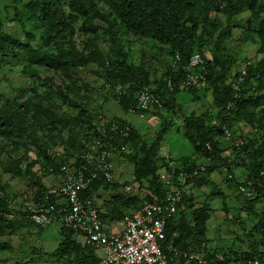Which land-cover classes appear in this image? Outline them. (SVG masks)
<instances>
[{
	"label": "trees",
	"instance_id": "1",
	"mask_svg": "<svg viewBox=\"0 0 264 264\" xmlns=\"http://www.w3.org/2000/svg\"><path fill=\"white\" fill-rule=\"evenodd\" d=\"M12 2L13 14L17 22L16 30L12 33L10 32L12 28L7 27L2 19L0 7V71L7 58L13 60L22 58L29 65L22 71L23 74L35 73L32 68L42 66L51 69L53 73L70 72L71 74L76 68L95 65L100 71L106 72L105 81L98 88L102 100H113L127 112L134 108L135 96L142 87H148L152 93L159 96L164 109L172 114L181 110L176 103V97L181 91L189 93L195 99L193 101H196L197 97L195 88H182L181 81L185 72L181 69L177 73H172L168 65V69L166 68L159 79L151 81L145 66L136 67L130 64L128 52L120 41V34L123 33V37L132 34L141 39L155 41L156 49L168 54L169 58L179 55L180 66L186 65L195 53L204 57L203 74L207 88L213 91V102L217 113L214 117H209V120L202 115L185 116L182 134L199 157L192 162L182 159V164L175 169L176 172L190 171L196 162L201 161V158L210 160L214 164H211L206 174L193 185L199 188L203 185L213 187L204 176L212 173L213 170L224 169L228 177L225 181L228 184L237 188L243 187L256 194L254 199L245 201L247 213L256 221L247 233L251 242L249 250L239 252V255L234 254L232 258L236 259L237 264H244L246 260L253 259H258L260 264H264V208L255 209L257 203L264 201V58L257 63L244 62L237 66L238 71L233 75L231 83H227L231 67L225 66L222 58L226 55V42L234 37L235 30H243L255 35V39L252 36V40L259 41L258 52L264 55V0H29L24 4L22 0H12ZM20 6L21 11L18 9ZM22 12L27 21L33 23L35 28H40L38 40L42 44L41 47L34 48L31 45L37 40L33 34L26 32L21 19ZM244 15L246 19H243ZM17 31L19 34L24 33V40L19 38ZM99 33L108 36V41L112 44L111 51H103L98 43ZM207 47L212 50L211 59L204 54ZM226 56L229 60L230 57ZM218 67L221 71H218ZM242 71L245 75L241 74ZM91 91V88L86 87V92ZM192 91L194 92L191 93ZM260 91H263L261 96L257 95ZM58 93L57 89L55 96L63 100V94ZM247 93L255 95L252 97ZM2 99L0 95V101ZM70 104L73 103L70 101ZM28 105V103L15 104L11 109H7V105L0 106V135L22 130L21 123L15 122L14 117L19 109ZM251 105L255 106V110L250 109L251 112H248L247 117L252 128L259 133L255 141L261 140L256 147L248 135H239L233 129L236 122L235 112L239 110L245 115ZM73 106L78 112L75 119L78 131L72 129L74 135L71 139L72 145L64 149V155L79 156L85 149V138L89 134L99 135L100 130L112 133V124L124 130L128 129V138L123 141V145L131 144L130 147H133L135 152L130 155L127 151L122 156L133 165L134 179L140 183L139 185L145 183L148 186L147 190L160 199L166 195V191L162 190L158 182V173L168 170L169 162L160 157L159 149L172 123L166 118L159 117L160 124L155 137L153 136L151 141L143 142L140 140V134L124 124L123 120L114 116L106 118L100 115L103 120L99 122V115L89 113L84 104L77 103ZM67 125L62 123L63 129H66ZM225 130L231 133L233 139L239 138L243 141L237 147L231 148L232 158L223 157L226 149L222 147L221 142H225L223 139ZM112 137L118 140L119 135ZM115 140L113 144L117 145ZM38 150L46 164L45 170L57 166L46 149L41 151L39 147ZM230 159L233 167L228 163ZM239 168L244 171L240 181L235 175V169ZM100 185H106L104 189L109 190L107 186L109 184L103 181H97L92 189L96 191ZM110 187L117 194L113 199V209L110 213L112 220L120 221L122 213L141 205H136L139 199L137 195L123 198L121 192L123 185L114 183ZM44 188L40 192L44 191ZM40 192L36 196H39ZM216 194L221 195L220 192ZM187 198L189 197L184 195L182 203L186 202ZM148 199V197L144 198L146 201ZM193 200H187L188 207L192 206ZM10 213L7 205L0 200V226L8 229L15 227V223L11 222L14 219L7 217ZM178 214L173 222L167 224L166 244H172L181 254L191 255L192 258L187 260L181 256L170 261L169 264H211L207 261V256L205 257L204 241L201 239L205 234V222L209 214L204 210H195L196 231L187 232L185 235L179 233L185 231L186 226L180 217L182 214L179 212ZM60 229L63 231H60L63 241H60L55 253L59 254L64 264H74L75 261L76 264H96L97 258L92 247L81 248L73 239L71 230L64 226H60ZM253 230L256 231L258 238L255 235L253 237ZM191 238H194V241ZM197 238L199 241H196ZM74 254L78 255L77 259L69 261L68 256Z\"/></svg>",
	"mask_w": 264,
	"mask_h": 264
},
{
	"label": "rangeland",
	"instance_id": "2",
	"mask_svg": "<svg viewBox=\"0 0 264 264\" xmlns=\"http://www.w3.org/2000/svg\"><path fill=\"white\" fill-rule=\"evenodd\" d=\"M28 1L22 0V3ZM11 4L12 0H0L2 19L7 27L12 28L10 31L12 33L13 30H16L17 22ZM18 9L21 11V6ZM243 17L246 19L245 15ZM21 19L26 32L33 34L37 40L31 45L34 48L41 47L42 44L38 40L40 28H35L33 23L27 21L23 12ZM115 33L116 31H114ZM98 35V43L103 51H111L112 44L108 41V36L104 33ZM120 35V41L128 52L129 63L136 67L145 66L151 81L152 79H159L166 68L168 69L171 58L165 52L162 53L156 49L155 41L141 39V37L132 34L125 37H123V33ZM18 36L24 40V33H18ZM252 36L255 39V35L250 32L235 30L234 37L226 42V55L230 58L228 60L226 55L222 58L225 66L231 67L230 76H227V83L233 81V75L238 71L237 66L244 64V62L257 63L264 58V55L258 52L259 41L252 40ZM204 54L208 59H211L212 50L210 47L206 48ZM28 67L29 65L22 58L14 60L7 58L0 71V95L3 97L0 106L7 105V109H11L14 108L15 104H29L19 109L14 117L15 122L21 123L22 130L0 135V200L7 205L8 213L11 212L15 216L14 220L11 221L15 223L14 228L8 229L5 226H0V264H64L59 254L55 253L60 241H63V237L60 235L63 231L60 226L53 224L38 229L26 222L22 211L42 188L55 182L54 177L46 175V164L38 148L40 147L41 151L48 148L64 150L67 146L72 145L71 139L74 135L71 131L74 128L78 131V125L75 121L78 112L73 104H84L89 113L99 115V122L103 120L100 115L106 118L113 116L124 118L130 127L138 131L140 140L143 142L151 141V138L155 137L160 124L159 117L166 118L169 123H172V127L164 136L159 155L163 157L169 154L176 162L191 156L193 153L192 145L182 134L185 116L202 115L209 120V117L216 115L217 109L213 102V91L207 88L206 82H203L194 90L198 101H193L195 99L185 91H181L177 95L176 101L181 107V111L177 112L181 117L165 110L163 104L161 114L157 115V118H153L156 126L152 127L147 124L149 116L140 118L125 113L113 100H102L98 88L104 83V73L106 74V72L100 71L95 65L76 68L72 70L71 74L70 72L67 74L53 73L51 69L44 66L32 68L35 73L23 74L22 71ZM218 71H221V68L218 67ZM86 87L91 88L92 91L86 92ZM57 89L59 93L63 94V100H59L55 96ZM262 94L263 91H260L257 95L261 96ZM247 95L253 97L255 94L247 93ZM70 101L73 104H70ZM254 108L255 106L251 105L245 115L244 112L236 111L234 114L236 122L233 129L239 135H248L256 147L261 141L259 139V141H255L259 133L252 128L247 117L249 116L247 115L248 112H251L250 109L255 110ZM62 123L68 124L66 129H63ZM150 123L154 122L150 120ZM4 126L2 128L5 132ZM221 145L228 154L232 152L231 144L221 142ZM130 146L131 144L126 143L124 147L126 150L129 148L130 155H133L135 150ZM167 161L169 162L168 159ZM124 162L128 164L126 173L127 170L130 173L133 169L132 164L126 160ZM175 165L178 166V164ZM175 165L174 167H176ZM123 168L125 169L126 165ZM221 171V173H218L220 170L212 172L214 173L213 187L205 188L204 185L201 187L202 189L196 185L190 187L189 193L186 195L189 198L185 200L186 202L188 199L194 200L191 207H188L189 203H182L179 213L182 214L180 217L186 227L185 231H178L183 235L187 232H195V210L206 211L209 218L205 222V234L201 239L204 241L207 261L211 264H237L236 259L232 257L234 254L239 255V252L249 250L251 242L247 233L253 228L256 221L247 213L245 195L235 185H225L223 181L226 180L227 175L223 169ZM235 171V175H239L241 172L239 169H235ZM238 178L239 181L242 180L241 176ZM131 186L139 191L137 195L139 199L136 201V205H140L145 198L142 185H139V188L137 185ZM218 192L221 195H217ZM122 193L123 198L134 196L124 191ZM116 197V192H113L110 195L105 194L103 200L107 201L109 198L114 199ZM262 208H264V201L255 206L257 210ZM21 222L25 224L22 223L24 224L22 225ZM255 232L253 230V237L255 235L258 238ZM195 236L198 237L199 235ZM194 238L191 240L194 241ZM196 241H199L198 238ZM98 253L101 254V252ZM77 256L75 254L69 255V261H75Z\"/></svg>",
	"mask_w": 264,
	"mask_h": 264
},
{
	"label": "built area",
	"instance_id": "3",
	"mask_svg": "<svg viewBox=\"0 0 264 264\" xmlns=\"http://www.w3.org/2000/svg\"><path fill=\"white\" fill-rule=\"evenodd\" d=\"M181 57L175 55L170 63V71L177 73L183 70L185 76L181 81L183 89L197 88L205 82L203 69L205 59L199 53L193 54L188 63L180 66ZM242 75L245 72L242 71ZM170 84V78L167 85ZM163 110L161 98L152 93L148 87H142L136 94L135 106L128 110L129 114L140 118ZM112 133L100 130L99 135L89 134L85 138V149L79 156L64 155V150L48 148L47 154L56 162V167H48L45 172L54 177L55 182L45 186L39 196H34L22 211L27 223L36 228L49 227L53 224L64 226L71 230L73 239L81 248L92 247L95 251L96 264H169L181 256L191 259V255L181 254L172 244H166V227L173 222L182 204L184 195L189 193L195 181L206 174L213 161L196 162L190 171H180L168 163V170L158 173V182L166 191L163 198L151 194L147 185H142L145 198L141 205L122 213L121 228L109 230L104 218L111 219L113 199L103 200V195L112 194L110 185L115 183L114 168L117 160L123 168V153L126 152L123 141L128 138V129L112 125ZM119 135L118 140L112 136ZM223 139L231 144V148L242 144V139H233L231 133L224 131ZM116 141L117 145L113 144ZM83 142V140H82ZM120 147V148H117ZM209 148V147H208ZM224 156L232 158V152ZM69 157V158H66ZM124 160V161H123ZM233 167L232 159L228 160ZM224 170V169H223ZM226 172V170H224ZM231 179V176H229ZM97 181L109 184L94 191ZM123 185V184H119ZM122 192L138 195V189L125 184ZM129 185V186H128ZM139 188V184H137ZM247 200L256 197L254 192L238 188ZM150 200V201H149ZM8 219L15 216L10 213ZM98 252H101L99 254ZM244 264H260L258 259L246 260Z\"/></svg>",
	"mask_w": 264,
	"mask_h": 264
},
{
	"label": "crops",
	"instance_id": "4",
	"mask_svg": "<svg viewBox=\"0 0 264 264\" xmlns=\"http://www.w3.org/2000/svg\"><path fill=\"white\" fill-rule=\"evenodd\" d=\"M177 99V98H176ZM176 103L178 104V101H176ZM179 105V104H178ZM181 108V107H180ZM124 111V110H123ZM181 111V110H180ZM125 113H126V111H124ZM176 116L177 117H181L180 115H179V113L176 111ZM118 118V117H117ZM153 118H155V117H152V116H149L148 117V120H147V124L148 125H151L152 127H155L156 125H155V121L153 120ZM119 119H121V120H123V122H124V124H127V125H129V123H127L126 122V120L124 119V118H119ZM150 120L151 121H153L154 123H150ZM175 122V121H174ZM150 123V124H149ZM130 126V125H129ZM134 131H136L135 129H134ZM136 132H138V131H136ZM161 148H162V146L160 147V149H159V151L161 150ZM129 149V148H128ZM126 150V152L128 151L130 154H131V152L129 151V150ZM197 153L196 152H194V150H193V153L191 154V156H189V157H185V158H182V159H187V160H189L190 162H192V161H196V158H198L199 156L198 155H196ZM124 158V157H123ZM162 158H164L165 159V161H167V159L173 164V166L175 165V164H178V166H176V167H179L182 163H181V160L182 159H180L179 161H174L173 159H172V157H170V155L168 154V156H163ZM125 160H126V162H127V158L125 157ZM200 160H202V158L200 159ZM131 164V163H130ZM115 168H114V178H115V183H119V184H123V185H125V184H132V185H137L139 182H137L135 179H134V176H133V172H134V169H131V172L129 173V170H127V173H126V169H127V167H128V164H126L125 162L123 163V167L126 165V168L124 169V168H121V162L119 161V160H117V162L115 163ZM133 166V165H132ZM129 169V168H128ZM239 170H241L240 168H239ZM215 171H218V170H215ZM214 170H213V172H215ZM222 171L220 170V172H218V173H221ZM236 172V171H235ZM131 174V175H130ZM213 174L214 173H209L208 175H206V176H204L206 179H207V181L208 182H210V185H213L214 186V182H213ZM224 174V173H223ZM242 174H243V170H241V172L239 173V175H236V178H238V177H242ZM212 176V177H211ZM239 179V178H238ZM224 183H225V185H230V184H228V183H226V181H223ZM198 185V184H197ZM205 188H207L206 186H204ZM202 189V188H201ZM109 194V193H108ZM104 196V195H103ZM105 221H106V226L108 227V229L109 230H115L116 229V227H118V228H121V225H120V221H117V220H109V218H105L104 219Z\"/></svg>",
	"mask_w": 264,
	"mask_h": 264
},
{
	"label": "clouds",
	"instance_id": "5",
	"mask_svg": "<svg viewBox=\"0 0 264 264\" xmlns=\"http://www.w3.org/2000/svg\"><path fill=\"white\" fill-rule=\"evenodd\" d=\"M13 3V2H12ZM12 5V4H11ZM174 59V56L173 57H171V59H170V63H171V61ZM170 63H169V65H170ZM135 99H136V96H135ZM163 111V110H162ZM161 111V112H162ZM161 112H160V114H161ZM126 113H128L127 111H126ZM132 115V114H131ZM158 113L157 114H154V115H151V114H148L147 116H152V117H155V118H157L158 116ZM137 116V115H136ZM113 125V124H112ZM170 162V161H169ZM214 164V163H213ZM211 165V164H210ZM209 165V166H210ZM143 184H145V183H143ZM146 185V184H145ZM186 195H188V193L186 194ZM179 212V211H178Z\"/></svg>",
	"mask_w": 264,
	"mask_h": 264
}]
</instances>
